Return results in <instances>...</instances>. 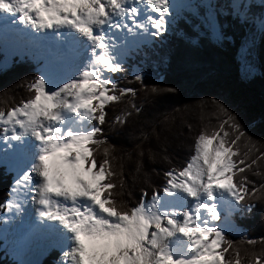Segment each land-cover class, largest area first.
I'll return each mask as SVG.
<instances>
[{
    "label": "snow or ice",
    "instance_id": "obj_1",
    "mask_svg": "<svg viewBox=\"0 0 264 264\" xmlns=\"http://www.w3.org/2000/svg\"><path fill=\"white\" fill-rule=\"evenodd\" d=\"M171 9V0H0V13L33 33L51 32L73 48L86 45L77 73L68 79L41 74L27 85L30 97L0 111V142L27 162L14 181L19 195L7 207L22 213L24 201L35 203L37 228L58 232L46 223L56 221L70 234L61 264H242L240 250L216 222L241 205L251 211L245 199L264 194V183L249 189L247 176L235 179L264 152L250 162L251 149L234 159L246 133L225 105L217 102L218 129L198 135L186 164L166 172L165 185L150 199L144 192L127 209L118 206L114 191L123 185L113 179L112 148H103L102 160L95 155L107 143L101 138L107 105L135 95L112 78L125 70L116 33L125 34V45L141 35L161 37ZM114 122L127 121L117 116ZM254 264H264V257Z\"/></svg>",
    "mask_w": 264,
    "mask_h": 264
},
{
    "label": "trees",
    "instance_id": "obj_2",
    "mask_svg": "<svg viewBox=\"0 0 264 264\" xmlns=\"http://www.w3.org/2000/svg\"><path fill=\"white\" fill-rule=\"evenodd\" d=\"M214 5L218 33L203 9L195 17L186 13L141 53L144 68L134 71L129 67L112 76L118 88H133L135 95L107 105L101 137L107 143L95 155L102 160L103 148H112L109 159L117 173L113 179L123 185L114 191L123 209L136 205L144 192L150 199L154 190L165 185V173L179 170L190 159L198 135L218 129L221 114L217 102L237 117L246 133L239 143L241 155L234 159L244 158L243 153L251 149L246 158L250 162L264 152V27L259 25L264 22V6L252 0L237 9L226 0ZM249 44V53L241 62L239 55ZM38 75L30 60L13 61L9 68H1L0 111L30 97L27 85ZM137 75L142 79L136 80ZM117 116L127 122L115 123ZM243 176L249 178V189L259 188L264 183V159L235 179ZM14 181L13 173L0 168V211ZM243 203L254 207L247 211L242 205V213L235 219L241 233L229 232L225 239L232 241L233 250H240L242 264H254L255 257H264V194L258 192ZM249 240L255 243L249 244ZM58 256L54 250L37 264H56ZM227 258H233L231 250ZM0 264L12 263L0 252Z\"/></svg>",
    "mask_w": 264,
    "mask_h": 264
},
{
    "label": "rangeland",
    "instance_id": "obj_3",
    "mask_svg": "<svg viewBox=\"0 0 264 264\" xmlns=\"http://www.w3.org/2000/svg\"><path fill=\"white\" fill-rule=\"evenodd\" d=\"M172 1V0H171ZM200 2H204L206 0H198ZM241 1L243 0H234V4H235V8L238 7L241 3ZM172 3V9H171V16L168 18V24L169 23H172V21L181 16L182 14V11L187 9L190 5H192L193 1L191 0H174L171 2ZM193 13L196 12V9L195 8H191L190 9ZM208 18L209 20H213V15H208ZM19 33H15V35L17 36ZM151 39L150 36H142L140 39H137V38H132V39H129L127 40V44H123V42L121 43V58L123 59V56L126 55V54H131L129 52V48L131 49H134L136 48L137 46H139L143 41H146V40H149ZM60 40V38H58V41ZM250 46V44L246 47H244L241 51V55H239V60L241 62H244L245 59L244 57H246L245 55H247L249 52H248V47ZM34 49V46L32 47ZM46 49H49V51L51 53H54L55 55H58V50H56L55 48H53L52 50L50 48H43L42 51H40L39 47L38 46H35V52L37 53H44L46 51ZM60 60L57 62L59 65H64L66 68V71H60V72H56L55 70H52V69H60L61 67L58 66V67H55L53 68L51 65H52V62H53V58L48 61V62H44L42 64V66H40L39 70H40V75L41 74H44L46 76H49L50 78L52 76H58L60 79H68L69 77H71L74 73H77V70L81 67L80 65H73L72 63H70L68 65V61L65 62L64 58H62V55L60 56L59 58ZM11 63V56H7V60H5L2 64V67H8L9 64ZM247 63L246 66L247 67H250L248 64V62H245ZM251 65V64H250ZM252 66V65H251ZM253 67V66H252ZM2 142H0L1 144ZM0 150H3L5 153H0V165H4V166H7L8 167V170L9 171H13L15 174H16V177L17 175L19 174V167L18 168H15L14 166H12V162L11 160L14 162V165H18L20 163H24V167L27 165V162L26 160L24 159H19L17 161L16 159V154L13 152L12 148L8 147L6 144L2 143L0 145ZM194 151V149H193ZM9 158H6V156ZM16 195L19 194V192L15 193ZM14 196V193L12 194ZM12 200V199H11ZM8 204V203H7ZM15 210V209H14ZM13 210V212H14ZM237 211V209L235 210ZM9 211H7L5 213V215L3 217H1L0 219V222H2L3 226L0 227V232H2V234H4L6 236V241H7V238L9 240V236L11 235L12 236V240H13V244L14 245H11L9 244L8 247L5 248V246L3 247V250L8 254L10 255L13 259L17 260L20 264H34V263H38L40 262V258L42 256V251H40L39 253H36L35 252V249H34V245L37 247L41 242L37 243V241L35 242V239L32 240L31 243H34V245H30L27 252L23 255L22 252H20L21 254V257H17L16 255L14 256L15 252L13 251V249H18V245L20 243V239L19 238H16V232L12 230V223L10 222V219L9 217H7V213ZM12 212V213H13ZM11 213V214H12ZM234 212H230L228 213L227 215H222L220 221L216 222L217 223V226L219 228H221L223 231H236V233H240V231L238 229L235 228V225L233 224L232 220L230 219V217L232 216ZM10 214V216H11ZM16 223V222H15ZM56 233V232H55ZM54 233V234H55ZM1 234V233H0ZM15 234V235H14ZM15 236V237H14ZM65 236V235H64ZM1 237V235H0ZM58 240H57V239ZM54 237V236H48V242H46V245H47V250L50 249L51 247L52 248H56V249H59L60 252H59V256H58V260L56 261L57 264H61V262L64 260V255L63 253L65 251H67V240L66 238H61V237ZM53 241V242H52ZM15 242V243H14ZM38 244V245H37ZM11 247V249H10ZM12 251V252H11ZM49 251V250H48ZM47 251V252H48ZM14 253V254H12ZM44 253V252H43ZM23 256V257H22ZM21 258V259H19ZM23 261V262H21Z\"/></svg>",
    "mask_w": 264,
    "mask_h": 264
},
{
    "label": "bare ground",
    "instance_id": "obj_4",
    "mask_svg": "<svg viewBox=\"0 0 264 264\" xmlns=\"http://www.w3.org/2000/svg\"><path fill=\"white\" fill-rule=\"evenodd\" d=\"M141 7L143 8L144 6L141 5ZM2 16L3 15H0V17H2ZM140 19L141 20L144 19L143 15L140 17ZM2 31L6 32V33L13 31L14 35H15V33H19L17 36L15 35V37H17V38L18 37L20 38L21 35H26L25 38L27 40H25V42H27V41L33 42L34 49H35V46H38L40 51H42L43 48H50L52 50L54 48V44H53L52 40L58 41V38L53 37L52 33L50 34V36H48L47 33L46 34L42 33L39 35V37L32 39L31 37L34 36L32 31L29 29L28 33H26V34L22 33L21 28L18 25V23L16 24V26H13L11 28H2ZM116 38H117V43H118L120 41L118 33H116ZM129 39H132V38H128V40ZM123 40H124V37H123ZM85 48H86V45L78 46L77 51L75 53L70 55L68 58L64 59L65 62H67V61L69 62V59H72L73 57L78 58L76 65L78 64L81 66L87 59V57L85 56ZM55 49L59 50V48H55ZM62 58H64V56H62ZM13 152H14V150H13ZM16 159L18 161L21 158L16 156ZM18 195L19 194L16 195L15 200L17 199ZM188 203L190 204L191 201H189ZM36 209H37V205L35 203L24 201V211L22 213H17L14 210V212L11 214V216L9 215L10 222L11 223L13 222L12 223V230L16 232V238L20 239L18 249H13V251L15 252V255L17 257H21L20 252L24 253V250H26L28 248V246L31 244L33 239H35V242L37 241V243L42 242L43 240L48 241V234L49 233H55V232L45 231L42 227L37 228V225H40L41 221L39 220ZM46 223L49 225H52L54 228L59 230L58 232L53 234V236L55 238L56 237L65 238L66 235H70V234L66 233V230H64L63 227L61 225H59L58 222L49 221ZM60 232L65 233V236L60 235L59 234ZM35 235H38V237H36ZM8 241H9V244L14 245L11 235L9 236ZM10 249H11V247H10Z\"/></svg>",
    "mask_w": 264,
    "mask_h": 264
}]
</instances>
